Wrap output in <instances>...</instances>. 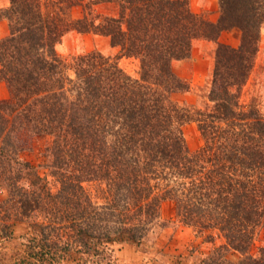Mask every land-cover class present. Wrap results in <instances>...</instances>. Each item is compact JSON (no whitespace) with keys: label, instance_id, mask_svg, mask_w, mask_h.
I'll return each mask as SVG.
<instances>
[{"label":"trees","instance_id":"16d2710c","mask_svg":"<svg viewBox=\"0 0 264 264\" xmlns=\"http://www.w3.org/2000/svg\"><path fill=\"white\" fill-rule=\"evenodd\" d=\"M219 2L217 22L190 0H9L0 8L10 27L0 40V82L10 93L0 101V233L12 239L16 223L32 231L6 264H115V248L145 249L164 226L166 202L183 225L210 232L208 242L213 231L223 236L202 264H233L231 251L238 264H264V246L251 253L264 228V114L241 100L264 0ZM103 3L111 13L95 12ZM73 31L109 37L120 57L139 60V77L99 51L63 59L57 47ZM234 31L238 46L221 40ZM198 39L217 43L206 109L177 99L190 84L175 64L191 58ZM189 122L204 140L197 152L184 137ZM42 139L47 162L35 165L25 153Z\"/></svg>","mask_w":264,"mask_h":264},{"label":"rangeland","instance_id":"374dc122","mask_svg":"<svg viewBox=\"0 0 264 264\" xmlns=\"http://www.w3.org/2000/svg\"><path fill=\"white\" fill-rule=\"evenodd\" d=\"M9 0H0V8L8 7ZM190 7L196 14L207 16L217 22L220 18L219 0H190ZM108 4L96 5L94 10L100 14H109ZM1 21V20H0ZM6 21V20H5ZM8 24L9 35L10 27ZM2 29L0 28V31ZM5 36V37H6ZM3 37V38H5ZM1 38L0 40H2ZM221 40L225 43L238 46L240 38L238 33H224ZM217 43L204 39L195 40L191 58L175 64V70L180 77L190 84L187 93L178 95L177 99L193 109H206L209 105V91L211 78L215 67ZM57 51L63 59L71 60L79 55L93 51H99L103 55L117 59L123 70L132 77H139L140 62L137 58L120 57L119 48L113 47L109 37L92 33H68L57 47ZM210 64V67H209ZM10 97L7 85L0 82V101ZM241 100L244 104L254 105L264 114V25L261 30L259 51L256 56L254 67L248 81L242 89ZM184 137L191 152H197L204 145L202 134L195 122H189L183 127ZM46 144L42 139L36 145L35 151H27L26 159L33 161L35 165L44 163L45 158L40 154L41 148ZM41 175L48 173L47 169H39ZM49 183L54 192L59 188L55 179L48 176ZM95 200H98L97 184L86 185ZM7 198V194L0 190V204ZM2 215H0L1 218ZM163 227L156 228L145 242V249L136 246L117 247L112 256L115 264H202L205 256L212 254L215 247L225 243L219 232L213 231L215 242H208V234H202L192 227L183 225L176 217V208L172 202H166L162 211ZM0 219V226L2 225ZM1 228V227H0ZM15 234L10 240L4 239L0 233V264H6L9 257L18 251L22 243L26 242L25 235H32L28 224L16 223L12 227ZM264 246V228H262L254 242L251 253L259 255V250ZM194 257V258H193ZM192 258V259H191ZM242 256L236 251L228 253V260L238 264ZM14 262V259H12Z\"/></svg>","mask_w":264,"mask_h":264},{"label":"crops","instance_id":"0c3cea01","mask_svg":"<svg viewBox=\"0 0 264 264\" xmlns=\"http://www.w3.org/2000/svg\"><path fill=\"white\" fill-rule=\"evenodd\" d=\"M0 28L2 29L0 31V39L5 37L7 35V32H8V24H7V21L5 20H1L0 21ZM209 67H210V64H209Z\"/></svg>","mask_w":264,"mask_h":264}]
</instances>
